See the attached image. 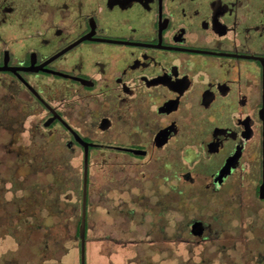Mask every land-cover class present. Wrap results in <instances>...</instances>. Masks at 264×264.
I'll return each mask as SVG.
<instances>
[{"label": "flooded vegetation", "instance_id": "1", "mask_svg": "<svg viewBox=\"0 0 264 264\" xmlns=\"http://www.w3.org/2000/svg\"><path fill=\"white\" fill-rule=\"evenodd\" d=\"M12 181L30 227L80 181L87 230L205 198L190 232L264 264V0H0L6 212Z\"/></svg>", "mask_w": 264, "mask_h": 264}, {"label": "rangeland", "instance_id": "2", "mask_svg": "<svg viewBox=\"0 0 264 264\" xmlns=\"http://www.w3.org/2000/svg\"><path fill=\"white\" fill-rule=\"evenodd\" d=\"M14 187L7 195L9 211L0 208V217L6 213L10 220L9 225H0V264H81V181L75 190L62 189V198L69 194L72 205L61 201L39 212L31 227L20 223V191ZM171 201L168 214L154 212L142 223L141 212L130 222L116 211H88L86 264H230L214 250L211 234L202 240L188 228L196 218L211 225L214 213L209 201L204 198L200 203L191 196H172ZM236 261L247 264L242 258Z\"/></svg>", "mask_w": 264, "mask_h": 264}, {"label": "water", "instance_id": "3", "mask_svg": "<svg viewBox=\"0 0 264 264\" xmlns=\"http://www.w3.org/2000/svg\"><path fill=\"white\" fill-rule=\"evenodd\" d=\"M86 202H87V183L85 182L84 187V205L82 211V221L80 225V238H81V264H86V232H87V213H86ZM202 225L201 223H197L194 226L195 232H201Z\"/></svg>", "mask_w": 264, "mask_h": 264}]
</instances>
